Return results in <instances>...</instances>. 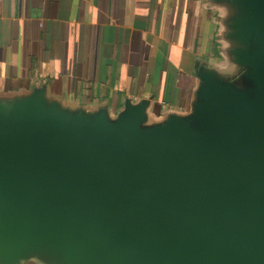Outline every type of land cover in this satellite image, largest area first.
I'll return each mask as SVG.
<instances>
[{
    "label": "water",
    "instance_id": "1",
    "mask_svg": "<svg viewBox=\"0 0 264 264\" xmlns=\"http://www.w3.org/2000/svg\"><path fill=\"white\" fill-rule=\"evenodd\" d=\"M225 1L239 84L200 69L185 118L0 102V264H264V0Z\"/></svg>",
    "mask_w": 264,
    "mask_h": 264
},
{
    "label": "crops",
    "instance_id": "2",
    "mask_svg": "<svg viewBox=\"0 0 264 264\" xmlns=\"http://www.w3.org/2000/svg\"><path fill=\"white\" fill-rule=\"evenodd\" d=\"M236 8L225 0H0V102L40 93L69 114L105 112L111 121L126 104L146 102L143 127L185 118L200 69L239 84Z\"/></svg>",
    "mask_w": 264,
    "mask_h": 264
}]
</instances>
